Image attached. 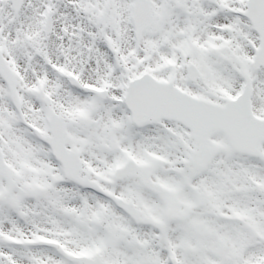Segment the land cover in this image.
Returning <instances> with one entry per match:
<instances>
[{
  "label": "snow or ice",
  "instance_id": "6c2138e0",
  "mask_svg": "<svg viewBox=\"0 0 264 264\" xmlns=\"http://www.w3.org/2000/svg\"><path fill=\"white\" fill-rule=\"evenodd\" d=\"M0 264H264V0H0Z\"/></svg>",
  "mask_w": 264,
  "mask_h": 264
}]
</instances>
